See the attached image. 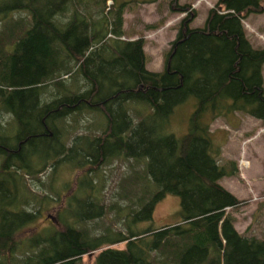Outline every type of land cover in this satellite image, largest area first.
Segmentation results:
<instances>
[{"label": "trees", "instance_id": "16d2710c", "mask_svg": "<svg viewBox=\"0 0 264 264\" xmlns=\"http://www.w3.org/2000/svg\"><path fill=\"white\" fill-rule=\"evenodd\" d=\"M112 2L113 9L104 14L106 0H0V28L20 33L8 39L0 30L6 36L0 38V123L5 114L17 123L13 140L0 141V264H75L97 250L94 264H264V239L238 232L226 212L246 200L219 183L239 170L234 160L219 163L221 144L210 128L216 119H231L236 112L264 124V48L252 46L241 22L264 12V0H217L199 27L191 26L197 11L190 3L170 0V10L184 16L161 71L145 67L143 37L120 38L126 2ZM109 32L116 37L111 43L106 42ZM80 75L82 85L65 84L68 76L79 81ZM52 87L57 94L48 102L43 96L53 94ZM189 99L195 102L187 130L176 137L170 132L171 114ZM137 102L147 104L149 113L135 111ZM94 110L105 116L102 131L77 135L67 146L55 123ZM114 158L135 159L136 164L146 158V172L158 191L138 209L145 198L131 201L123 190L122 199L130 201L122 219L125 230L107 238L82 225L106 213L94 177L100 165ZM70 161L84 169L68 195L86 188L77 207L86 206L89 213L66 221L58 213L50 215L55 225L51 236L42 229L18 237L41 212L34 204L53 200L46 194L24 195L25 176L34 177L48 163L55 168ZM166 194L180 199L179 221L140 226L152 220ZM112 208L121 214L116 203ZM153 252L160 254L154 261Z\"/></svg>", "mask_w": 264, "mask_h": 264}, {"label": "rangeland", "instance_id": "374dc122", "mask_svg": "<svg viewBox=\"0 0 264 264\" xmlns=\"http://www.w3.org/2000/svg\"><path fill=\"white\" fill-rule=\"evenodd\" d=\"M216 1L217 0H178L179 3H190L192 8L197 11L196 17L191 22V26L193 27H199L204 24L208 10L215 5ZM117 2H126L123 10L124 34L120 38L122 40H132L139 37H147V39H144V41H147L145 43L147 57L149 61H151V59L154 61L152 68L156 69V71H161L163 68L164 53L169 48L170 42L176 37L177 25L184 16V13L171 11L169 7L170 0H117ZM113 7L112 0H106L103 13L109 12L108 9L112 10ZM21 16H25V14H21ZM241 22L246 37L252 46L255 48H264V12L256 14L251 13L242 18ZM10 23L11 22H8V26ZM148 24H154L156 26L150 28L147 27ZM1 29L4 30V34H6L8 39H16L20 34L17 31L11 34L6 30V26H1L0 30ZM4 34L0 32V38L2 40H4V38L6 39ZM133 34L136 35L133 36ZM9 36H12V38ZM114 39H116V37L111 32L107 33V43H111ZM262 75L264 81V64L262 66ZM81 77L82 75L79 76L78 81V78L72 79L71 76H68L65 78V84L69 88H74L79 84L82 85L83 79H81ZM50 92L53 94L50 96L45 94L43 96L48 102L53 100L56 97L55 94H57L56 89L53 87ZM65 94L66 93H64V95ZM60 95L62 94L60 93ZM194 102L193 99H189L174 108L170 117L173 131L170 132L176 137L186 132L188 118L193 110ZM132 106L135 107V111H138V113L140 112L142 115L149 113L147 104L137 102ZM229 117L233 118L216 119L211 124L210 128L215 131L219 129H228L223 136L218 135V133L214 136L216 139H214L215 141L220 142V144H226L223 150H221L219 163L222 164L226 160H234L237 162L240 173L235 180L232 179L229 182V180L226 179L225 182V179H222L221 182L223 184L225 182L226 185H230L236 189V191L237 189L238 191L240 190L241 193H243V197L241 198H243L242 200H246V202L237 208L227 209L226 212L234 217L233 220L235 219V224L240 233L246 236H255L259 239H264V124L256 118L239 112ZM135 121L137 120L135 119ZM57 123V125L55 123V128L59 129L58 135L62 137L66 145L69 146L77 135H98L104 128L106 119L102 111L94 110L85 114L75 112L65 117L64 121H59ZM16 133V120H13L12 116L5 114L0 123V141H2L1 138L13 140ZM256 133L260 134L259 137L249 142V147H243L244 140ZM134 160L114 158L98 167L99 169L95 176L98 175L94 177V185L100 189L96 193L100 194L106 207V213L102 218L86 221L82 225L83 228H92L94 234H108L107 238L114 237L117 235L116 232H114L115 230H125L122 219L124 218L123 215L129 210L128 205H130V201L127 199L131 201L135 199L136 201L138 198L144 197L145 200L141 202L138 208L140 209L142 204L158 191V187L148 177L146 172V158L145 160L143 159L144 164L143 162L136 164ZM42 163L43 160H40L37 162V165H42ZM132 164L138 169H131L130 166ZM82 169L84 168L77 166L74 161L61 162L55 168L51 163H48L45 170L36 173L34 177L31 175L25 176V189L28 192L25 193V191H23L22 193L24 195L34 194L41 197L46 194L53 200L50 202L43 200L41 201L43 202L42 205L34 204L41 212L33 224L24 226L17 234L18 237L31 235L42 229H46L44 235L48 236V234H50L51 236V231L54 230L55 225L52 220L53 218H50L49 215H55L56 213L65 221L67 219H84V215L89 213V208L85 206V208L83 207L80 211L77 205L79 202H84V195L87 194L88 190L85 188L87 190L85 193V189L79 190L78 188L74 190L72 195H68V191L73 185L75 176H77ZM242 174H244V176ZM91 175L93 176L94 172H92ZM124 175L128 178L122 179ZM37 178L40 179L37 180ZM138 180H140L138 184H132V181ZM122 183H124L123 188ZM142 188H146L147 190L145 189L146 191L144 192ZM22 190H24V188L21 186L20 192ZM123 190L127 192V199H122L124 198L121 196V193H124ZM66 195L67 197L64 205L63 199ZM87 198L88 195L86 200ZM41 202L39 201V203ZM114 203L117 204V207L120 206V215L116 213L117 208L109 209V206ZM57 210H60V213ZM77 212H79L80 215H77ZM132 214H130L131 217ZM179 219V197L174 194H166L155 205L152 220L142 221L140 226L145 228H158L166 224H173L179 221ZM106 227L112 229V232H104ZM98 251L99 250L95 251L94 256L90 258L87 254L82 255L80 260L75 264H94V259ZM154 253L156 252L151 254L153 261L156 255L160 256V254Z\"/></svg>", "mask_w": 264, "mask_h": 264}, {"label": "crops", "instance_id": "0c3cea01", "mask_svg": "<svg viewBox=\"0 0 264 264\" xmlns=\"http://www.w3.org/2000/svg\"><path fill=\"white\" fill-rule=\"evenodd\" d=\"M136 34H133V36H135ZM132 36V35H131ZM144 39H147V37H145ZM133 40V39H132ZM147 41H145V43H146ZM144 43V46H143V49H144V52H145V55H146V61H145V67L148 69V70H150V71H156V69H154V68H152V64H153V62L154 61H152L153 59H151V61H149V59H148V57H147V54H146V48H145V44ZM155 57V56H154ZM263 129V128H262ZM226 130H228V129H226ZM226 130H222V129H219V130H217V131H215V130H213V129H211V131H212V133H213V135L214 136H216L217 134L216 133H218V135H224V134H226ZM263 131V130H262ZM262 131H260V132H262ZM259 135L260 134H258V133H256L255 135H253V136H250V137H248V138H246L245 140H244V145H243V147H249L248 146V143L249 142H252L255 138H257V137H259ZM226 145V144H225ZM225 145L224 144H222L221 143V150H223V147H225ZM236 157V156H235ZM234 157V158H235ZM229 159V158H228ZM239 168V167H238ZM240 173V172H239ZM243 176H244V174H242ZM242 176V177H243ZM236 177L237 176H224V177H222L220 180H219V183L222 185V186H224L226 189H228L230 192H232L237 198H239V199H243V198H241V197H243V193H241V191L239 190L238 191V189H237V191H236V189H234L233 187H231L230 185H226L225 184V182H226V179L227 180H229V182H230V180H235L236 179ZM238 178H239V176H238ZM244 178V177H243ZM242 178V179H243ZM222 179L224 180L225 179V182H224V184L221 182L222 181ZM234 218V217H233ZM234 226H235V228L237 229V226H236V224H235V219H234ZM237 231H238V229H237ZM239 232V231H238Z\"/></svg>", "mask_w": 264, "mask_h": 264}, {"label": "water", "instance_id": "95a60500", "mask_svg": "<svg viewBox=\"0 0 264 264\" xmlns=\"http://www.w3.org/2000/svg\"><path fill=\"white\" fill-rule=\"evenodd\" d=\"M94 253H95V251H91V252H89V253H87V256L90 258V257H93L94 256Z\"/></svg>", "mask_w": 264, "mask_h": 264}, {"label": "built area", "instance_id": "2783aa9c", "mask_svg": "<svg viewBox=\"0 0 264 264\" xmlns=\"http://www.w3.org/2000/svg\"><path fill=\"white\" fill-rule=\"evenodd\" d=\"M111 2V1H110ZM246 164V163H245Z\"/></svg>", "mask_w": 264, "mask_h": 264}, {"label": "flooded vegetation", "instance_id": "af4514ba", "mask_svg": "<svg viewBox=\"0 0 264 264\" xmlns=\"http://www.w3.org/2000/svg\"><path fill=\"white\" fill-rule=\"evenodd\" d=\"M50 216V215H49Z\"/></svg>", "mask_w": 264, "mask_h": 264}]
</instances>
